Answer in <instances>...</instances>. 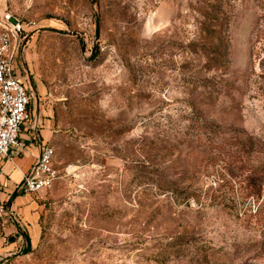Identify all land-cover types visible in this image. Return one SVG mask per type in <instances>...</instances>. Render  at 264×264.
<instances>
[{
	"label": "rangeland",
	"instance_id": "1",
	"mask_svg": "<svg viewBox=\"0 0 264 264\" xmlns=\"http://www.w3.org/2000/svg\"><path fill=\"white\" fill-rule=\"evenodd\" d=\"M3 10L35 21L19 138L47 123L55 176L36 235L0 213V264H264V0Z\"/></svg>",
	"mask_w": 264,
	"mask_h": 264
},
{
	"label": "built area",
	"instance_id": "2",
	"mask_svg": "<svg viewBox=\"0 0 264 264\" xmlns=\"http://www.w3.org/2000/svg\"><path fill=\"white\" fill-rule=\"evenodd\" d=\"M34 26L33 20H24L8 10L0 12V156L12 157L11 147L14 153L24 147L19 132L21 123L31 116V92L21 79L16 56L22 51L28 29ZM53 160V145L41 143L35 161L29 169L21 171L16 188L37 191L48 186L55 176ZM1 212L12 214L13 208L0 201Z\"/></svg>",
	"mask_w": 264,
	"mask_h": 264
},
{
	"label": "crops",
	"instance_id": "3",
	"mask_svg": "<svg viewBox=\"0 0 264 264\" xmlns=\"http://www.w3.org/2000/svg\"><path fill=\"white\" fill-rule=\"evenodd\" d=\"M38 124H27L26 132L20 137L24 143L22 150L14 153L15 150L11 147L12 157L0 156V201L7 203L26 220L28 235H36L39 229L35 213L36 202L32 197L34 191L19 190L16 186L21 181V171L29 169L39 154L41 143L46 141L45 136L49 130L47 123L43 127Z\"/></svg>",
	"mask_w": 264,
	"mask_h": 264
},
{
	"label": "trees",
	"instance_id": "4",
	"mask_svg": "<svg viewBox=\"0 0 264 264\" xmlns=\"http://www.w3.org/2000/svg\"><path fill=\"white\" fill-rule=\"evenodd\" d=\"M234 136H236V140H238V141H248V142L253 141L252 140L253 137L250 134L246 135V137H243L240 135H234ZM244 143H246V142H244ZM263 143H264V141L261 144H263Z\"/></svg>",
	"mask_w": 264,
	"mask_h": 264
}]
</instances>
